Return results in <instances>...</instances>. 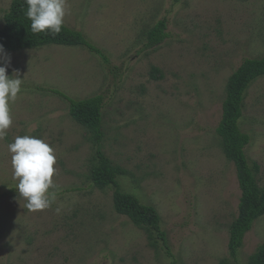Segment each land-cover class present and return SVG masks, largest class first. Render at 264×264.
I'll use <instances>...</instances> for the list:
<instances>
[{
    "label": "rangeland",
    "instance_id": "obj_1",
    "mask_svg": "<svg viewBox=\"0 0 264 264\" xmlns=\"http://www.w3.org/2000/svg\"><path fill=\"white\" fill-rule=\"evenodd\" d=\"M109 62L82 48H0V264H220L241 190L216 130L230 77L264 58V0H46ZM13 0H0V30ZM168 22V38L148 33ZM158 69L161 77H153ZM101 95L102 151L126 175L124 193L157 210L156 234L116 213L114 190L91 180L96 146L70 116ZM239 126L264 187V77ZM264 243V217L238 263Z\"/></svg>",
    "mask_w": 264,
    "mask_h": 264
},
{
    "label": "trees",
    "instance_id": "obj_2",
    "mask_svg": "<svg viewBox=\"0 0 264 264\" xmlns=\"http://www.w3.org/2000/svg\"><path fill=\"white\" fill-rule=\"evenodd\" d=\"M0 30V48L8 52L36 50L48 46L82 48L109 62L101 49L92 44L82 32L73 30L57 19L46 0H13ZM168 22L160 21L148 33V46L158 47L168 38ZM161 77L158 69L153 77ZM264 77V58L247 59L230 77L223 103L222 120L216 130L228 161L236 168L241 198L238 217L229 230V259L220 264H239L238 253L243 247L245 236L255 222L264 217V187H259L256 175L260 171L257 163L250 165L246 148L250 145L249 135L242 133L239 123L243 118L244 103L248 90ZM52 93L69 104L72 119L87 129L96 146V157L91 168V180L99 190L112 189L116 213L126 217L136 227L156 234L167 248L166 233L161 228V217L157 210L142 204L134 195L124 193L118 183L126 173L115 167L102 151L104 142L103 109L105 99L98 95L86 100H74L53 90ZM247 264H264V243L250 256Z\"/></svg>",
    "mask_w": 264,
    "mask_h": 264
}]
</instances>
